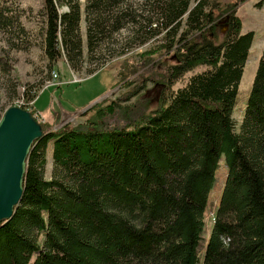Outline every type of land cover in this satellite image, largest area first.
I'll return each mask as SVG.
<instances>
[{
  "label": "trees",
  "instance_id": "trees-1",
  "mask_svg": "<svg viewBox=\"0 0 264 264\" xmlns=\"http://www.w3.org/2000/svg\"><path fill=\"white\" fill-rule=\"evenodd\" d=\"M233 1L88 0L90 52L131 26L148 39L163 35L147 59L173 53V62L158 63L164 72L152 80L160 89L154 110L147 102L128 106L146 91L143 81L93 105L75 127L43 126L23 199L0 226V264H264V52L237 132L233 116L254 33L242 34L237 16L249 0ZM15 2L0 0V31L21 30L11 16ZM44 13L46 56L56 62L62 46L81 57L78 0H44ZM126 79L119 72L108 92ZM222 162L227 176L206 239Z\"/></svg>",
  "mask_w": 264,
  "mask_h": 264
},
{
  "label": "rangeland",
  "instance_id": "rangeland-1",
  "mask_svg": "<svg viewBox=\"0 0 264 264\" xmlns=\"http://www.w3.org/2000/svg\"><path fill=\"white\" fill-rule=\"evenodd\" d=\"M78 2L83 16L81 57H74L73 54L70 58L66 50L60 46L61 57L53 63L45 53L47 24L44 16V0H16L15 5L16 3L17 5H14L11 16H14L13 19L18 22L16 26L21 30L18 31L14 27L12 32L0 31V117L12 107L31 112L37 103V107L42 109V102L45 101L47 109L52 114L43 113L46 118L38 121L42 127L48 122H51L50 127L53 131L65 126L75 127L84 122L83 113L94 104L112 101L123 94L127 96L130 89L125 85L136 87L143 81H145L146 91L128 103V106L131 104L134 106L137 102L145 105L147 102L148 111L157 108L160 89L153 88V83L156 80L159 81L161 79L159 74L164 72L160 66L158 68V63L159 61L172 63L174 55L171 53L169 59L159 57L152 61L147 59L149 56L147 54L162 43L163 35H153L148 39L135 34L133 27L129 26L115 34L111 41L104 42L97 50L90 52L85 21L88 0H78ZM222 2L223 5H227L234 1L222 0ZM258 4V0H249L241 4L237 12L242 22V34L254 33V41L245 65L233 116L237 132L240 131L259 61L264 52V0L261 8ZM60 10L64 13L68 7H61ZM203 70L205 68L201 67L188 73L175 84L173 90L184 87L189 78ZM119 72L127 76L126 81L104 96L109 86L116 83ZM96 77L97 81L94 80ZM48 114L53 118L51 121ZM47 159L45 178L50 180L53 171L52 147ZM226 176L227 167L222 162L217 171L216 184L210 193L209 206L205 215L206 239L209 238L215 222Z\"/></svg>",
  "mask_w": 264,
  "mask_h": 264
},
{
  "label": "water",
  "instance_id": "water-1",
  "mask_svg": "<svg viewBox=\"0 0 264 264\" xmlns=\"http://www.w3.org/2000/svg\"><path fill=\"white\" fill-rule=\"evenodd\" d=\"M44 130L29 111L8 109L0 119V224L10 220L24 194L27 161Z\"/></svg>",
  "mask_w": 264,
  "mask_h": 264
},
{
  "label": "crops",
  "instance_id": "crops-1",
  "mask_svg": "<svg viewBox=\"0 0 264 264\" xmlns=\"http://www.w3.org/2000/svg\"><path fill=\"white\" fill-rule=\"evenodd\" d=\"M94 80L97 81V77H96ZM109 87H110V86H109ZM108 89H109V88H108ZM107 94H109L108 90H107V93L104 94V96L107 95ZM36 104H37V103H36ZM36 104H35V109L37 110V112L42 113L43 118H46L45 115H44L43 113H45V114H47V113L52 114L51 111L47 109V107H46V102H45V101H44V103L42 102V109L38 108ZM94 105H95V104H94ZM86 109H87V108H86ZM50 114H48V117L50 116ZM52 119H53V118L50 116V121H51Z\"/></svg>",
  "mask_w": 264,
  "mask_h": 264
},
{
  "label": "built area",
  "instance_id": "built-area-1",
  "mask_svg": "<svg viewBox=\"0 0 264 264\" xmlns=\"http://www.w3.org/2000/svg\"><path fill=\"white\" fill-rule=\"evenodd\" d=\"M36 118L39 119L40 121H42L44 119L43 115L41 113H37Z\"/></svg>",
  "mask_w": 264,
  "mask_h": 264
},
{
  "label": "bare ground",
  "instance_id": "bare-ground-1",
  "mask_svg": "<svg viewBox=\"0 0 264 264\" xmlns=\"http://www.w3.org/2000/svg\"><path fill=\"white\" fill-rule=\"evenodd\" d=\"M36 114H37V113H36ZM36 114L34 113V116H35V117H36ZM43 135H44V134H43ZM23 195H24V194H23ZM22 199H23V198H22ZM21 201H22V200H21ZM19 204H20V203H19ZM15 211H16V209H15ZM12 218H13V217H12ZM12 218H11V219H12ZM11 219H10V220H11ZM7 221H9V220H7ZM7 221H4V222H7ZM4 222H2V223L0 224V226H1Z\"/></svg>",
  "mask_w": 264,
  "mask_h": 264
}]
</instances>
